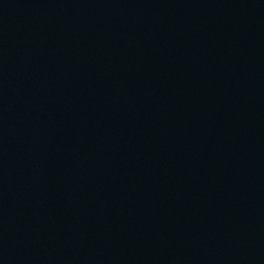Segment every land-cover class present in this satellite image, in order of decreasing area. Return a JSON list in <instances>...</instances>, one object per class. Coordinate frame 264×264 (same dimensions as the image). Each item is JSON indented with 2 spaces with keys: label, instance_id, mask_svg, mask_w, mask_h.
<instances>
[{
  "label": "water",
  "instance_id": "1",
  "mask_svg": "<svg viewBox=\"0 0 264 264\" xmlns=\"http://www.w3.org/2000/svg\"><path fill=\"white\" fill-rule=\"evenodd\" d=\"M0 264H264V0H0Z\"/></svg>",
  "mask_w": 264,
  "mask_h": 264
}]
</instances>
